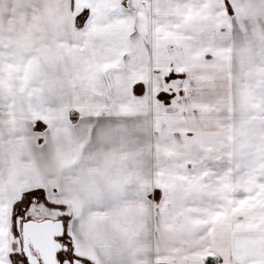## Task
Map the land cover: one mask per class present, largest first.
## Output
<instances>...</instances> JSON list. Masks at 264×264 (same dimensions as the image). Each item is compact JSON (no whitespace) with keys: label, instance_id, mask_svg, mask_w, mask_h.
Instances as JSON below:
<instances>
[{"label":"snow or ice","instance_id":"6c2138e0","mask_svg":"<svg viewBox=\"0 0 264 264\" xmlns=\"http://www.w3.org/2000/svg\"><path fill=\"white\" fill-rule=\"evenodd\" d=\"M0 264H264V0H0Z\"/></svg>","mask_w":264,"mask_h":264}]
</instances>
